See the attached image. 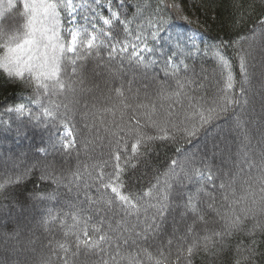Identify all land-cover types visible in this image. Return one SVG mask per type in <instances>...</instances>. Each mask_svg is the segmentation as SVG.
Masks as SVG:
<instances>
[{
    "label": "snow or ice",
    "instance_id": "snow-or-ice-1",
    "mask_svg": "<svg viewBox=\"0 0 264 264\" xmlns=\"http://www.w3.org/2000/svg\"><path fill=\"white\" fill-rule=\"evenodd\" d=\"M21 7L19 20L5 16ZM128 7L129 0H0V70L31 86L28 103L6 111L48 134L17 158L0 155V168L13 169L0 173V264H195L198 257L257 264L264 258V57L251 63L241 41L264 38V18L250 34L208 49L176 40L157 51L168 10L180 9L169 0ZM232 7L236 30L255 6L232 0ZM230 48L241 50L238 65ZM197 59L210 60L212 71L202 62L197 72ZM157 142L174 145L178 156L134 190L125 176L149 164ZM97 149L107 158L96 159ZM33 177L44 187L21 199ZM61 187L73 196L54 208ZM37 226L62 232L49 239L50 254L37 253Z\"/></svg>",
    "mask_w": 264,
    "mask_h": 264
},
{
    "label": "trees",
    "instance_id": "trees-1",
    "mask_svg": "<svg viewBox=\"0 0 264 264\" xmlns=\"http://www.w3.org/2000/svg\"><path fill=\"white\" fill-rule=\"evenodd\" d=\"M154 2L155 0H153V3ZM172 2H174L180 10H168L166 22L161 28L160 35L162 39L155 42L157 51L161 48L165 51L170 50L169 44L174 43L176 40H179L181 44L186 45L188 48L208 49L209 46L218 44L221 40L227 41L230 38H235L238 32H243L245 35L250 34L251 30L257 26L256 21L264 18L261 16V13H264V3H262L261 0H240V2L245 4V6L248 4H254L255 7L245 25L236 30H233L231 27L235 12L232 7V0H169V3ZM132 10V0H129L128 11ZM9 13L10 12H8L5 16ZM140 23L143 24L145 21L142 19L140 20ZM145 35H147V29L145 30ZM149 43L151 45L153 42L149 40ZM241 43L243 44L244 53L251 52V56L249 57L250 62L258 66L261 60L260 56H262V54L260 53L259 55L258 52V54L255 53L253 49L257 45L264 44V38L260 37L259 33H257L256 40L254 42L246 43L241 41ZM249 43L252 44L251 48H249ZM240 52V49H228V55L232 58L234 64L238 65ZM202 62L204 63L207 71L210 73L214 67L212 62L210 60L201 61L200 59L196 60L197 72H199V66ZM29 95H31V86H24L19 79L13 80L12 78H9L6 73H3V70H0V120L5 121L4 124H0V155H2L5 159L10 156L8 151L11 153V156H13L12 153L14 151L17 152L20 149L27 153L35 145L41 143V136L44 137L45 141L48 139L46 131L33 129L25 117H18L15 114L8 113L6 111L7 108L15 107L21 103H28L26 98ZM237 95H239V87L237 89ZM255 104L258 111L259 96L256 97ZM29 106L33 107L35 110V105L30 104ZM237 111H239V109H237ZM220 123L223 124V120L220 121ZM76 125L78 128L81 127L79 117H76ZM17 127L24 128L27 135L23 137L17 135ZM83 134L84 133H81V135ZM8 141L12 143L8 144L10 146L6 145V142ZM253 143H255V141H253ZM183 146L188 147V145ZM23 151H21V153ZM99 152L100 149H97V152L94 154L96 159L100 160L107 158L106 156L101 157ZM16 155L17 154L13 157ZM177 156L178 154L174 151V145L157 142L154 146V151H152L147 157L149 164H140L137 169L130 170L125 176V180L128 182L130 187L134 190H138L142 185L147 184L148 180L151 179L157 168L163 170L169 158H175ZM80 160L88 164L93 162L92 160H88L84 157L83 154H81ZM27 161L28 157L26 156L25 162ZM75 164L76 158L73 154V156L68 158L67 167L74 169ZM17 171H19V169H17ZM3 172L5 171L1 172L0 169V173ZM253 174H257L255 169H253ZM34 186L40 188L44 187V185L40 184L35 177L29 179L25 182L20 193H18L21 199L30 195ZM52 187H55V185ZM72 196V193H69L67 189L61 187L58 202H53L52 206L57 208L59 207V202L70 200L72 199ZM4 203H7V201H4ZM64 210L67 211L66 208ZM41 214L42 213L39 212V215ZM50 235H52L51 238L54 237L55 240L63 239L62 232L59 228L48 236ZM260 251L264 252V244L260 245ZM44 253L50 254V249ZM54 264H60V261L56 259L54 260ZM195 264H207V261L198 257ZM257 264H264V258L257 257Z\"/></svg>",
    "mask_w": 264,
    "mask_h": 264
},
{
    "label": "rangeland",
    "instance_id": "rangeland-1",
    "mask_svg": "<svg viewBox=\"0 0 264 264\" xmlns=\"http://www.w3.org/2000/svg\"><path fill=\"white\" fill-rule=\"evenodd\" d=\"M20 0H17V4H18V2H19ZM5 2H6V0H5ZM15 10L16 9H13L7 16H10V17H12V19H13V21H16V20H19L20 19V12H22V7L19 9V11H17L16 10V12H15ZM8 12H6L5 13V15L7 14ZM254 51H255V53H259V55H260V53L262 54V56H260V58H262V57H264V49H262V47H261V45H257V46H255V48L253 49ZM257 53V54H258ZM259 58V59H260ZM77 117H79V115H77ZM80 118V117H79ZM8 144H12L10 141H8V142H6V145L7 146H10V145H8ZM21 151H23L22 149H20L19 151H17V152H13L12 153V155L14 156L15 154H17L15 157L17 158V157H19L20 156V153H21ZM24 152V151H23ZM8 153L11 155V153L8 151ZM15 157H13V158H15ZM1 169V172L2 171H7V172H12L13 171V169H12V167H11V165L9 164V166H8V168L7 169H4V168H0ZM39 211H37V214H36V219L35 220H33V225H35L36 224V221L39 219ZM51 234V233H50ZM35 235L37 236V237H39V239L37 240V243H36V245H35V247L37 248V253L39 254V253H41V252H47L48 251V247H46V245L48 244V241H49V239L51 238V236L52 235H50V236H48L49 234H47V233H45L41 228H39L38 226L36 227V232H35ZM44 254H46V253H44Z\"/></svg>",
    "mask_w": 264,
    "mask_h": 264
}]
</instances>
